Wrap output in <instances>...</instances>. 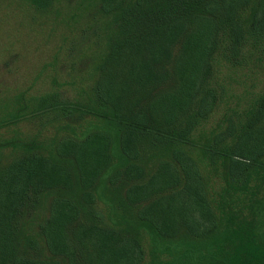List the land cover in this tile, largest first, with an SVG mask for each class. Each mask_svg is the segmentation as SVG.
Masks as SVG:
<instances>
[{"label": "trees", "instance_id": "1", "mask_svg": "<svg viewBox=\"0 0 264 264\" xmlns=\"http://www.w3.org/2000/svg\"><path fill=\"white\" fill-rule=\"evenodd\" d=\"M68 1L70 78L0 98V264H264V0Z\"/></svg>", "mask_w": 264, "mask_h": 264}, {"label": "rangeland", "instance_id": "2", "mask_svg": "<svg viewBox=\"0 0 264 264\" xmlns=\"http://www.w3.org/2000/svg\"><path fill=\"white\" fill-rule=\"evenodd\" d=\"M71 6L57 0L39 12L28 0H0V98L37 94L57 85L54 79L70 78L69 44L80 25L71 19Z\"/></svg>", "mask_w": 264, "mask_h": 264}]
</instances>
